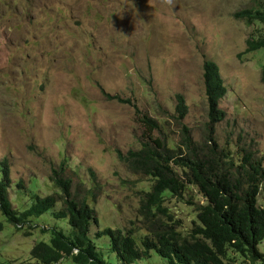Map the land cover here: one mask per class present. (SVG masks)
Instances as JSON below:
<instances>
[{
  "label": "rangeland",
  "instance_id": "obj_1",
  "mask_svg": "<svg viewBox=\"0 0 264 264\" xmlns=\"http://www.w3.org/2000/svg\"><path fill=\"white\" fill-rule=\"evenodd\" d=\"M257 2L0 0V158L10 165L13 207L21 213L34 195L60 192L50 177L63 164L72 192L87 197L97 212L99 225L90 232L97 251L107 264H121L110 238L95 233L131 228L140 246L148 232L139 208L153 180L119 160L117 151L139 148L144 129L132 106L106 100L102 88L157 118L171 144L181 139L172 116L182 94L189 106L184 124L196 142L213 147L205 131L206 59L217 62L228 89L220 101L226 117L216 125L218 148L245 147L264 156V49L245 51L247 40L260 37L264 27L234 17ZM188 200L207 202L189 186L184 199L169 196L164 204L184 235L197 219ZM259 204L264 206V190ZM61 207L62 201L17 226L0 211V264H42L31 250L36 242H50L53 229L73 239L75 229L54 216ZM226 263L263 264L232 251ZM133 264L169 263L153 251Z\"/></svg>",
  "mask_w": 264,
  "mask_h": 264
},
{
  "label": "trees",
  "instance_id": "obj_2",
  "mask_svg": "<svg viewBox=\"0 0 264 264\" xmlns=\"http://www.w3.org/2000/svg\"><path fill=\"white\" fill-rule=\"evenodd\" d=\"M234 17L248 25L259 23L264 27V0H258L254 8L236 12ZM258 49H264V31L260 37L247 40L246 52ZM203 77L208 118L205 131L213 147L196 142L192 130L184 124L189 106L182 94L176 95L172 116L181 139L178 144H171L163 132L164 125L157 118L143 112L132 99L102 88L106 100L132 106L144 129L139 148L128 150L126 154L117 151L119 160L133 173L153 180L151 191L144 194L139 208L148 232L140 246L131 228L126 231L106 228L95 233L97 238H110L111 250L121 264H133L149 257L153 251L169 264H227L231 251L264 264V253L260 250L264 242V206L259 204L264 190V156L258 157L245 147L235 152L218 148L216 125L226 117L220 101L228 89L214 60L204 61ZM261 79L264 82V64ZM64 172L62 164L59 169H53L50 177L60 192L34 195V202L19 213L9 194L12 177L8 159L0 158V211L17 226L62 201V207L54 216L66 219L75 229V237L71 239L63 231L53 229L50 242L34 244L32 256L42 264H58L64 259L76 264H107L90 238L91 228L99 225L97 212L87 197L72 192L73 180ZM90 176L96 190L99 185L92 169ZM189 186H195L207 202L195 204L188 200L189 205L195 207L197 219L190 233L184 235L179 231L180 221L164 204L169 196L184 199ZM89 193L94 199L98 196L94 191Z\"/></svg>",
  "mask_w": 264,
  "mask_h": 264
}]
</instances>
